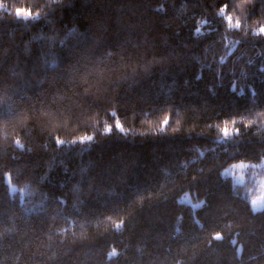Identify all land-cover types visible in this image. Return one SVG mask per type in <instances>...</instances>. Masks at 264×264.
I'll return each mask as SVG.
<instances>
[{
	"label": "trees",
	"instance_id": "trees-1",
	"mask_svg": "<svg viewBox=\"0 0 264 264\" xmlns=\"http://www.w3.org/2000/svg\"><path fill=\"white\" fill-rule=\"evenodd\" d=\"M262 25L264 0H0V264H264L223 173L264 155Z\"/></svg>",
	"mask_w": 264,
	"mask_h": 264
},
{
	"label": "rangeland",
	"instance_id": "rangeland-1",
	"mask_svg": "<svg viewBox=\"0 0 264 264\" xmlns=\"http://www.w3.org/2000/svg\"><path fill=\"white\" fill-rule=\"evenodd\" d=\"M18 13L24 17L31 16L27 9H21ZM264 33V25L259 29ZM224 175L232 176L237 183L251 181L250 200L253 208L258 211L264 208V155L259 160H241L228 165L223 170ZM180 201L190 203L195 208L201 205L200 200L194 198L190 191H186L179 197Z\"/></svg>",
	"mask_w": 264,
	"mask_h": 264
}]
</instances>
